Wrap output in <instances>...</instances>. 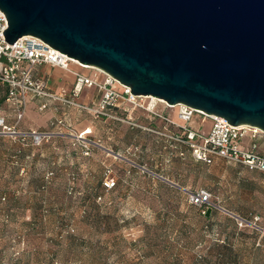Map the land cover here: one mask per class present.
Wrapping results in <instances>:
<instances>
[{"label":"rangeland","instance_id":"374dc122","mask_svg":"<svg viewBox=\"0 0 264 264\" xmlns=\"http://www.w3.org/2000/svg\"><path fill=\"white\" fill-rule=\"evenodd\" d=\"M5 99L0 85V114L10 115ZM41 115L45 125L19 126L54 128L40 145L0 137V264H264V174L172 156L146 129L165 124L133 108L117 119L67 107ZM201 189L209 220L211 206L191 201Z\"/></svg>","mask_w":264,"mask_h":264},{"label":"water","instance_id":"95a60500","mask_svg":"<svg viewBox=\"0 0 264 264\" xmlns=\"http://www.w3.org/2000/svg\"><path fill=\"white\" fill-rule=\"evenodd\" d=\"M0 9L10 44L38 37L134 95L264 131V0H0Z\"/></svg>","mask_w":264,"mask_h":264},{"label":"built area","instance_id":"2783aa9c","mask_svg":"<svg viewBox=\"0 0 264 264\" xmlns=\"http://www.w3.org/2000/svg\"><path fill=\"white\" fill-rule=\"evenodd\" d=\"M8 28L6 14L0 9V85L6 89V102L12 108L15 122L10 123L5 115H0V137L31 139L35 145L54 135V128L49 130L20 129L29 102L36 103L41 113L48 110L77 108L97 116L119 118L117 111L130 108L146 112L165 124L164 129H150L164 138L171 148V155H185L188 151L195 161L212 165L217 159L243 165L250 170L264 174V131L250 125H232L225 118L208 115L185 104L172 106L166 101L153 96L134 95L130 87L120 83L106 72L97 69L102 77H90L71 69L74 60L48 43L35 36H24L16 43L6 41L5 30ZM80 64V63H79ZM51 65L72 72L76 82L71 89H52L49 79L37 72V67ZM84 87L96 88L98 98L92 104L79 103L77 99ZM175 110L177 121L170 113ZM199 118L201 125L194 128L191 123ZM210 123L209 129L204 125ZM176 125L172 131L168 126ZM56 123L51 122V127ZM120 156V155H119ZM104 185L107 190L115 187L116 182L108 177ZM191 201L196 206H213L212 195L201 189L191 194Z\"/></svg>","mask_w":264,"mask_h":264},{"label":"crops","instance_id":"0c3cea01","mask_svg":"<svg viewBox=\"0 0 264 264\" xmlns=\"http://www.w3.org/2000/svg\"><path fill=\"white\" fill-rule=\"evenodd\" d=\"M71 65H73L72 68H71L73 71L79 72V73L84 74L86 76H90V77H102L103 76L101 74L88 75V74L82 73V72H80L78 70H75V67H77L76 65H78V64H71ZM78 66L81 67L80 65H78ZM81 68H83V67H81ZM55 71H59L60 73H55ZM37 72L45 75L49 79V83H50L52 89H54V90H60V89H63V88L71 89L73 87V85L75 84V82H76V76L72 72L63 70V69H61L59 67H55V66H51V65H41V66L37 67ZM95 91H97L96 88L84 87V89H83L82 93L80 94L79 98L83 99L86 102L91 103V99H92ZM6 97H7V92H6ZM77 101H78V99H77ZM9 108H10V112H11L10 115H8V114H6V115L4 114V115L7 116L8 119H9V117H12V122L14 123L15 122V117H14L12 108L10 106H9ZM60 108L63 109L64 107L60 106ZM73 109L78 110L77 108H73ZM174 112H175V110H174ZM43 113H45V112H43ZM41 114L42 113L37 110L36 103L33 102V101L29 102L25 117H24V119L21 122V124L23 126L21 127V124H20V127L22 129L31 128V121L30 120H33V121L37 122L38 125H45L46 120L42 117ZM0 115H2V114H0ZM193 122L195 123V125H193L194 128H198L201 125V122H200L199 118H195ZM209 127H210V123L204 125L205 129H209ZM170 152H171V148H170ZM217 161H225V160L217 159L215 162H217ZM227 163H230V162H227ZM202 164H204V163H202Z\"/></svg>","mask_w":264,"mask_h":264},{"label":"bare ground","instance_id":"6f19581e","mask_svg":"<svg viewBox=\"0 0 264 264\" xmlns=\"http://www.w3.org/2000/svg\"><path fill=\"white\" fill-rule=\"evenodd\" d=\"M73 62L78 64V65H80L83 68L96 69L95 67H92V66H87V65H84V64H81V63L79 64V62L76 61V60H74ZM86 132L88 133V132H90V130H87Z\"/></svg>","mask_w":264,"mask_h":264},{"label":"trees","instance_id":"16d2710c","mask_svg":"<svg viewBox=\"0 0 264 264\" xmlns=\"http://www.w3.org/2000/svg\"><path fill=\"white\" fill-rule=\"evenodd\" d=\"M204 207L206 208V206H204ZM207 210H208V209H204V212H206V213H207ZM204 218H205L206 220H209L211 217H210V216H209V217H207V216H206V214H204Z\"/></svg>","mask_w":264,"mask_h":264}]
</instances>
